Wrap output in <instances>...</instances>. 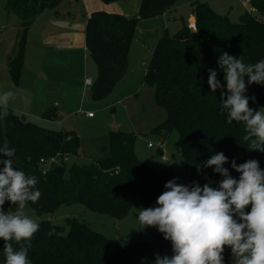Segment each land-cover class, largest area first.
<instances>
[{
	"label": "trees",
	"instance_id": "16d2710c",
	"mask_svg": "<svg viewBox=\"0 0 264 264\" xmlns=\"http://www.w3.org/2000/svg\"><path fill=\"white\" fill-rule=\"evenodd\" d=\"M65 0H9L8 11L20 19V31L7 69L15 85H20L25 63L27 34L35 19L47 10H54ZM106 4L120 0H101ZM176 0H142L134 16L93 12L86 24V46L99 71L91 97L102 99L123 80L128 70L129 53L141 20L162 16L175 7ZM254 13L245 12L239 22L215 12L201 0H191L196 28L187 24L175 34L168 31L158 40L145 75V82L155 87L156 104L167 118L153 132L164 142L176 131L178 146L185 160L187 181L179 183L200 186L211 183L218 187L222 179L212 168L197 170V164L214 153H224V165L234 178H239L231 162L242 164L255 159L264 170V152L249 148L243 140L245 125L227 123L220 91L212 93L208 85L209 69L217 71V79L225 84L218 68L222 53L241 59L245 64L264 60V0H250ZM58 17H67L56 11ZM71 17V15H69ZM247 80V78H245ZM249 104L264 106V85L248 84L245 93ZM255 97V100L251 98ZM55 110L44 117L53 119ZM70 133L37 126L8 108L7 117L0 116V148H15L14 167L37 179L41 193L37 202H29L38 214L54 213L61 205L80 203L88 209L122 219L142 203L155 207L165 184L176 178L173 166L160 172L147 167L134 152L135 136L111 133V156L87 165L68 163L54 165L44 174L42 158L57 154L78 156L79 139ZM161 152V150H160ZM6 157L0 156V159ZM0 167H3L0 164ZM5 211L16 206L6 202ZM250 210V209H249ZM39 223V230L28 250L30 264H154L156 254L171 256L172 245L159 232L153 241H131L121 244L93 230L75 218L65 226L50 221ZM4 241L0 240V264H4ZM15 248L20 245L13 244ZM224 264H233L230 248L223 253Z\"/></svg>",
	"mask_w": 264,
	"mask_h": 264
},
{
	"label": "clouds",
	"instance_id": "9594fccd",
	"mask_svg": "<svg viewBox=\"0 0 264 264\" xmlns=\"http://www.w3.org/2000/svg\"><path fill=\"white\" fill-rule=\"evenodd\" d=\"M218 68L224 73L226 94L215 70L209 69L208 85L212 93L221 90L227 123H243V140L251 151L264 152V107L252 109L245 95L248 84L264 85V60L245 64L224 52ZM14 97L13 91L0 95V116L7 117ZM15 153V148H0V156L6 157L0 159V240L4 264H30L28 250L39 223L24 209L37 202L41 193L35 176L14 167ZM227 163L228 157L220 152L196 165L198 171L212 168L220 174L218 187L197 182L186 186L174 178L165 184L157 206L139 209L138 230L154 227L172 245L173 254H156L154 264H224L226 247L231 249L233 264H264V170L255 159L239 165L233 160L231 167L240 174L237 179L224 167ZM6 202L15 205V211H5Z\"/></svg>",
	"mask_w": 264,
	"mask_h": 264
},
{
	"label": "rangeland",
	"instance_id": "374dc122",
	"mask_svg": "<svg viewBox=\"0 0 264 264\" xmlns=\"http://www.w3.org/2000/svg\"><path fill=\"white\" fill-rule=\"evenodd\" d=\"M190 1L176 0L174 14L177 16V20L172 19L167 22L170 35L177 33L182 28V17H185L188 22V16L191 12ZM201 1L209 5L215 12L228 15L232 22H239L240 17L247 12V8L243 5L245 0ZM141 2L142 0H128V6L133 7L135 3H138L139 10ZM8 3L9 0H0V26L3 25V28H0V68L2 69L5 68V57L9 48L14 41L16 43L20 31L19 26H14L16 15L14 13L9 14ZM65 9H68L65 1L56 8L60 12H65ZM74 10L80 17L84 11L80 3L76 4ZM45 12L50 14L52 10ZM35 26L30 27L27 34L26 48L31 46L29 51L33 50L36 46L35 40L40 37ZM153 28L155 34L150 38L142 35V32L137 35L129 54L127 73L106 97L99 100L93 99L91 97L93 86L86 87L83 84L84 87L81 89L80 74H84L88 69L89 72L85 75L90 77L94 84L98 79L99 71L90 55L85 61L83 53H78L75 56L76 62L72 60L68 63V60H61L60 65H57V71L55 70V73L49 72L51 78L57 80L52 86L50 85L52 89H49L48 85L45 82L42 83L40 79L32 78L35 73H22L24 85L28 87V90L19 94L20 100L15 112L25 115L27 119L39 127L70 133V136L77 137L80 142L79 155L70 156L68 165L74 163L87 165L93 161L107 159L111 156L112 132L133 134L135 136L133 147L135 155L147 167L155 172H160L165 166L171 165L175 169L177 182L185 183L188 172L178 146V133L173 131L170 134L168 140L165 141L167 145L164 146L163 150L156 147L161 137L155 134L153 130L166 120L167 113L156 104L155 87L145 82L151 52L154 49L153 41L161 35L159 32L161 27L155 25ZM44 70L47 72V68ZM44 74L42 72V75ZM68 85H71L69 89L66 88ZM61 104L63 106H60ZM249 106L254 110L264 107L256 104H249ZM9 107L13 108L12 106ZM51 109L55 110L57 116L53 119L45 118L44 115ZM87 113H93L94 118H89ZM150 142L155 147H149ZM140 208L148 207L140 203L122 219L92 211L80 203L61 205L51 214H38L28 203L24 212L37 222L50 221L54 225L65 226L66 230H68L67 220L75 218L88 224L93 230L110 240L127 244L133 240L137 242L153 241L159 233L154 227L138 230Z\"/></svg>",
	"mask_w": 264,
	"mask_h": 264
},
{
	"label": "crops",
	"instance_id": "0c3cea01",
	"mask_svg": "<svg viewBox=\"0 0 264 264\" xmlns=\"http://www.w3.org/2000/svg\"><path fill=\"white\" fill-rule=\"evenodd\" d=\"M122 1L123 0L111 4H106L103 3L101 0H65V3L68 7L67 10L65 9V12H60L56 9L52 10L50 14H47L48 12H43L35 19L32 25V27L36 25V31L38 32L40 37L35 40L36 46L33 48L32 51L28 50L31 46H27L25 50V63L23 73H35V76L32 75V78L40 79L42 83L45 82L48 85L49 89H52L51 86L53 85V83H56L57 80H53L49 75V72L55 73V70L57 71V65H60L61 60H68V63L72 60L76 62L75 56L78 53H83V57L86 61L87 57L90 55V52L86 46L85 31L88 18L93 12L104 11L112 14H122L129 17L134 16L138 13V3H135L133 7H129L128 0H125V2L123 3ZM79 3L81 4V7L84 10L82 11L81 17L80 15H78L77 11L74 10L76 4ZM190 10L191 12L188 16V22L186 21L185 17H182V23L187 24L190 28L193 27L192 29H195L196 17L193 14L192 8ZM56 11H58L62 15L68 16L64 18L58 17L56 15ZM174 11L176 10H174L173 8L170 11H167L162 16L141 20L138 24L135 39L140 32H142V35H144L145 37L150 38L152 35L155 34V29L153 28V26L158 25L159 27H161V30L159 31L161 35H159V37L155 39V41H153V45L155 48L160 37L165 33V31H168L167 22H170V20L172 19L177 20V16L174 14ZM69 15H71V17H69ZM14 26H20V19L17 16L15 19ZM0 28H3V25H1ZM31 30L33 31V29ZM14 45L15 41L13 45L9 48V52L5 57V68H0V95L7 91L15 92L14 99L10 100L9 102V106H12V109L15 111L18 108L17 104L20 100L19 94L21 92L27 91L28 87L24 85L25 81L23 79L21 80L20 85L17 86L13 84L9 75L7 63L10 55L13 53ZM44 68H47V72L46 70H44ZM42 72H44L45 74L42 75ZM88 72L89 70L86 69L84 74H80L79 81L81 83V89L82 87H84L83 84L85 85V80L87 78H90L85 75ZM70 86L71 85H68V87L66 88L69 89ZM60 106L63 105L61 104ZM69 138H73V136H70ZM165 145H167V142Z\"/></svg>",
	"mask_w": 264,
	"mask_h": 264
},
{
	"label": "built area",
	"instance_id": "2783aa9c",
	"mask_svg": "<svg viewBox=\"0 0 264 264\" xmlns=\"http://www.w3.org/2000/svg\"><path fill=\"white\" fill-rule=\"evenodd\" d=\"M243 5L247 8V12L249 13L255 12V10L251 7L250 0H245L243 2ZM85 86L86 87L93 86V80L91 78H87L85 80ZM87 115L88 117H93V113H87ZM148 146L151 148L155 147V145L152 142H150ZM164 146H165V142L163 140H160L156 147L163 150ZM69 157H70L69 155L57 154L56 156L50 157L48 159L42 158L40 160V165L43 168V173L46 174L54 165L66 164L68 162Z\"/></svg>",
	"mask_w": 264,
	"mask_h": 264
}]
</instances>
